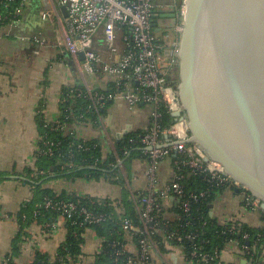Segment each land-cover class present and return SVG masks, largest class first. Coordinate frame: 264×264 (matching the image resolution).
I'll return each mask as SVG.
<instances>
[{
	"label": "built area",
	"instance_id": "built-area-1",
	"mask_svg": "<svg viewBox=\"0 0 264 264\" xmlns=\"http://www.w3.org/2000/svg\"><path fill=\"white\" fill-rule=\"evenodd\" d=\"M38 1L42 6L39 12L40 20L44 23L56 24L60 35V45L70 55L84 80L82 89H74L69 85L67 87L70 89L69 94L64 99V102L78 99L89 103L85 113L77 116L79 122L84 121L85 114L91 113L97 119L95 124L103 127L105 118L102 112L108 103L118 100H123L131 111L142 106L150 108L149 128L138 138L129 140L130 146L138 147L137 149L143 151L144 158L141 159L147 162L146 190L139 195L133 191L130 192L134 216L138 223L128 218L127 208L121 198L113 200L116 205V214L97 212L83 205L79 193L72 201L46 198L34 212V219L40 216L41 210L59 213L66 219L58 220L57 218L42 223L43 231L52 234L62 220L65 225L69 223L74 229L72 238L83 241L81 252L77 257L61 258L57 253L51 263L84 264L82 256L86 233L92 231L96 234L92 227L117 221L124 230L120 237L122 241L113 240V233L102 237L96 234L101 239V246L92 264H96L102 256H108L111 260L110 264H117L124 256H127L125 264H170L171 249L178 248L185 252V259L189 264H222L218 249L214 252H206L202 247V241H199V234L185 229L192 223L187 221L185 226L182 224L174 226L172 223L176 220L180 221L181 217L175 212L173 217L168 216L162 204L166 200L177 198L179 202L176 207L183 211L185 217L190 218L193 216V204L204 201L210 195L211 192L208 191L201 193L185 191V185L182 182L186 176L182 168H189L193 175L203 177L213 190L238 189L246 206L264 216L262 202L255 198L245 186L228 176L220 164L207 160V155L199 146L182 143L189 136L187 121L177 88L168 80L175 57L165 55L167 46L156 33L153 22L165 11L176 12L178 14L176 34L180 42L186 12L185 0H182L181 4L179 0ZM38 1L0 0V27L10 29L17 27L22 22L28 7ZM63 8L67 16L62 12ZM34 39L38 46L45 45L44 40ZM36 53L38 54L39 50ZM82 54L84 60L81 59ZM103 77L106 79V84L102 90L93 89L88 82L89 78L100 80ZM166 113L174 119L173 125L168 128L163 126ZM175 114L179 116L175 117ZM179 126H182V132L179 131ZM47 127L55 133L66 131L65 126L59 122H54ZM76 128L77 126L74 130ZM84 140L87 141L86 138ZM42 144L38 157H53L59 144L50 138L43 140ZM77 148L91 151L90 147L82 144ZM108 154L115 158V162L109 163V167L117 171L113 174L107 171L106 178L125 182L126 160L131 157V151L128 148L118 149L116 144L108 149L107 154L103 150L101 158L91 157V163L86 165L74 162L75 154L72 150L69 152L71 162L68 163L67 168L70 170L96 169L98 165L108 160ZM171 156L175 158V162L172 163V181L166 187L160 188V166ZM40 175L45 176L47 173L40 171ZM30 201L31 198L27 200V202ZM199 211L197 209V212ZM23 219L26 221L27 218L24 216ZM202 220L204 221L203 218ZM205 225L206 223L203 222V226ZM228 226H231L227 230L229 234H234L240 228L237 223ZM250 239L251 235L244 233L241 240H231L230 244L233 243L244 254H249L252 262H255L259 247L264 242H261L262 235H258L253 244ZM244 241L246 243H243ZM187 242L188 245H186ZM161 245H165L166 252L162 250ZM11 263L10 256L1 262V264Z\"/></svg>",
	"mask_w": 264,
	"mask_h": 264
},
{
	"label": "crops",
	"instance_id": "crops-1",
	"mask_svg": "<svg viewBox=\"0 0 264 264\" xmlns=\"http://www.w3.org/2000/svg\"><path fill=\"white\" fill-rule=\"evenodd\" d=\"M41 9L38 1L28 7L26 16L18 28L0 27V171L6 173V179L0 186L7 180L21 178L31 192V197L29 196L25 203L33 198L31 187L33 181L24 172L26 168L39 170L37 162L42 141V120L55 122L60 119L63 89L69 85L84 84L80 74L78 78L74 77L71 68V62L74 61L60 45L56 24L40 20ZM34 38L44 40L45 45L38 46ZM105 80V77L100 80L89 78L88 82L92 86L103 88ZM128 125L133 127L132 132L146 131L150 126V113L143 107L131 111L123 100H118L108 107L103 127L100 129L89 127L84 129L82 135L90 139H99L107 154L108 149L117 144V133ZM125 168L127 174L125 187L122 188L110 180H103L102 184L95 185L94 192L85 194L118 200L123 199L127 192L144 193L147 187L145 159L132 158L131 169H127V166ZM172 177L173 167L171 160L167 159L159 170L160 188L169 185ZM65 184L66 186H63ZM77 184L79 188L76 187ZM84 185L82 180L71 185V181L62 179L55 180L44 188L59 193L66 190L80 194L83 191L79 189L84 188ZM242 199L240 193H236L235 190L220 191L208 206L209 217L222 226L237 223L239 226H249L258 231L263 229V214L247 207ZM177 204L178 202L172 198L164 202L168 216H174L173 209ZM20 214H9L1 208L0 264L6 257L13 255L14 250L16 253L13 258L17 264L32 263L38 253L55 259L57 251L67 240L68 231L65 223L60 220L57 230L47 234L32 217L30 225L22 231L18 220ZM100 246L101 239L92 231H88L85 235L82 262L94 263ZM171 250L170 264H189L182 249ZM220 260L222 264H264V245L259 249L256 263L233 243L228 244L221 252Z\"/></svg>",
	"mask_w": 264,
	"mask_h": 264
},
{
	"label": "water",
	"instance_id": "water-1",
	"mask_svg": "<svg viewBox=\"0 0 264 264\" xmlns=\"http://www.w3.org/2000/svg\"><path fill=\"white\" fill-rule=\"evenodd\" d=\"M185 5L176 87L189 135L182 143L199 146L264 208V0ZM132 130L128 125L118 132L117 144ZM30 193L21 178L7 180L0 186V207L19 214Z\"/></svg>",
	"mask_w": 264,
	"mask_h": 264
},
{
	"label": "trees",
	"instance_id": "trees-1",
	"mask_svg": "<svg viewBox=\"0 0 264 264\" xmlns=\"http://www.w3.org/2000/svg\"><path fill=\"white\" fill-rule=\"evenodd\" d=\"M179 4L182 3V0L178 1ZM26 12V11H25ZM26 13L22 18H25ZM20 24L17 25L14 29L18 28ZM37 45V44H36ZM74 89H82V84H76L72 86ZM93 89L95 90H102L103 88L100 86H93ZM70 89L65 87L63 89V93L60 100V108H61V117L55 122H59L61 125L65 126L64 132L55 133L48 129L47 125H52L54 122H49L46 119L42 120L41 127H42V141L40 142V147H43V140H46L47 138H50L57 142L59 145L56 148L55 155L53 157L47 158V157H38V169L37 171L26 168L25 172L27 176L33 181L31 184L32 187V193L33 198L30 202H27L23 209L21 214L18 216V220L20 222L21 230L24 231L29 225L31 218L34 217V212L38 209V207L31 211L32 206L35 202V193L36 191L41 192L40 201L38 202V206L44 203V200L46 198H53L55 200H66V201H72L76 199L74 197L77 192H68L66 190H63L62 192H56L51 189H46L45 183L49 180H57L58 178L60 180H67L71 182H77L78 180L88 179V180H95L97 182L102 180H110L111 178H106L107 171L111 174L115 173L117 169L110 168L109 163L115 162V158L108 154V160L104 162L101 165H98L96 169H90V170H70L67 168L68 163L71 162V159L69 158V152L72 150L74 151L75 158L74 162L83 165V163L86 165L88 163H91L92 159L91 157L95 156L97 158H101L103 156V145L102 142L99 139L95 138H86L84 135H82L84 129H88L89 127H93L94 129H100L101 127L99 124H95V121L97 120L95 115L89 113L84 115V121L79 122V116L81 113H85L86 109L89 106V103L87 101L83 100H71L69 102H64L65 97L69 94ZM111 103H108L105 110L102 112V115H104V118L107 116V109L110 106ZM143 108H147L146 106H142ZM71 108V109H70ZM77 123H83L77 124ZM174 123V119L171 115L165 114L163 119V126L164 128L171 127ZM94 124V125H91ZM75 126H77L76 130H74ZM51 127V126H49ZM145 131H134L131 132L128 136L125 137L123 141L116 144L118 149L122 148H128L131 151V157L126 160V164L131 161L132 158H144L143 151L137 149L138 147L130 146L129 140L131 138H138L140 135L144 134ZM87 139L85 141L84 139ZM85 145L86 147H90L91 151H83L79 150L77 148L78 145ZM98 146L95 148V146ZM171 160V164L175 162V158L173 156L169 157ZM40 171H45L47 175L42 176L40 175ZM113 171V172H112ZM182 172L185 173V179L183 180V184L185 185V191L187 193L195 192V193H201L202 191H208L211 192L209 196L205 198L204 201L193 204L192 210H193V216L188 218L185 217L183 211L179 207H175L173 211L175 214L179 215L181 217V220L174 221L172 224L174 226H178L180 224L186 225L187 221H190L192 224L190 226H187L185 229L189 232H195L199 234V241H202V247L206 252H214L216 249H218L219 254L221 255V252L227 247L228 244H230L231 240H241L242 235L244 233H249L251 235V244L255 243V240L257 239L258 235H262V240L264 242V228L263 229H253L249 226H240L238 230L234 234H229L227 232L228 228L231 226H222L220 225L215 219H212L209 217L208 212V206L210 202H212L220 191L219 190H213L209 184L206 182V180L201 176H195L190 172L189 168H182ZM110 174V175H111ZM6 173L0 171V184L4 182L6 179ZM112 182H115L116 184H119L120 186L125 187V182L121 181H115L110 180ZM125 191V188L124 190ZM139 195V194H137ZM87 197V199H84ZM82 204L86 205L87 207L92 208L94 211L97 212H106L111 214L112 212H116L115 208V201L109 198H98V197H92V196H84L81 195ZM89 202V203H86ZM124 205L127 208V216L129 219H132L133 222L136 224L138 223L134 216V208L132 200H130V194L127 192L124 194L123 197ZM164 210H166L164 206V202H162ZM197 209L200 211L197 212ZM1 211V207H0ZM116 214V213H115ZM26 217V221L23 219V217ZM117 216L115 215V218ZM63 219L65 220V216L60 215L59 213H54L52 211L46 212L44 210H41V214L39 217H37L35 220L39 222L41 225L42 223L49 222L53 219ZM204 219V221L202 220ZM68 222V220H67ZM203 222L206 223L205 226H203ZM66 229L68 231L67 240L62 245V247L57 251L58 255L62 258L64 257H77L81 252V246L83 244V241H76L74 238H72L73 234V228L70 226L69 223L66 224ZM92 230L98 235V236H109L110 233H113L112 239H120L122 237L121 233L124 231L123 227L121 225H118L117 221L109 222L106 225L103 226H95L92 227ZM122 239V238H121ZM120 239V241H122ZM243 243H246L245 241ZM264 243H262L263 245ZM188 245V242L187 244ZM259 249L261 248V246ZM164 252H166L165 245L160 246ZM16 249V248H15ZM190 251V250H189ZM15 250L12 257V263L11 264H17L13 257H15ZM249 255V254H247ZM250 259L251 256L249 255ZM257 258V257H256ZM35 260L30 264H52L51 260L48 255L38 253L35 258ZM127 256H124L120 259V261L117 264H125L126 263ZM220 260V258H219ZM111 260L108 256H102L99 261L96 262V264H110ZM254 263V262H253ZM256 263V260H255ZM60 264V263H56Z\"/></svg>",
	"mask_w": 264,
	"mask_h": 264
},
{
	"label": "flooded vegetation",
	"instance_id": "flooded-vegetation-1",
	"mask_svg": "<svg viewBox=\"0 0 264 264\" xmlns=\"http://www.w3.org/2000/svg\"><path fill=\"white\" fill-rule=\"evenodd\" d=\"M166 14H175V19H163L162 16ZM178 22V14L173 10H168L159 15L157 19L154 20L153 26L156 25L155 28L156 33L162 39L164 44L167 46L165 55L166 56H174L175 60L171 65L170 75L168 76V80L170 83L174 84L176 87L179 84V61H178V48L179 41L177 39L176 34V25ZM169 54V55H168Z\"/></svg>",
	"mask_w": 264,
	"mask_h": 264
},
{
	"label": "rangeland",
	"instance_id": "rangeland-1",
	"mask_svg": "<svg viewBox=\"0 0 264 264\" xmlns=\"http://www.w3.org/2000/svg\"><path fill=\"white\" fill-rule=\"evenodd\" d=\"M58 36L60 37V35H59V33H58ZM71 68H72V71H73V73H74V77L75 78H78L79 77V72H78V70H77V68H76V66H75V64L74 63H72L71 62ZM148 111H149V113H150V108L149 107H147L146 108ZM127 169H131L130 167H131V161H129L128 163H127ZM57 180H60L59 178L57 179ZM55 180H49V181H47L46 183H45V185L46 186H49V184L50 183H53ZM83 181V184H85L84 185V188H80L79 189V191L81 190V191H83V193H80L81 195H84V196H86V194H85V192H94L95 190H96V187H95V185L96 184H99V183H101L102 184V182H104L103 180L102 181H99V182H97V181H95V180H88V179H83L82 180ZM57 184L58 183H60V182H56ZM80 183H82V182H80ZM69 185V184H68ZM71 185H75V183L74 182H71ZM63 186H66V184L65 185H63ZM76 187L77 188H79L78 187V184L76 185ZM40 197H41V192L40 191H36V193H35V202H34V205L32 206V209H31V211L34 209H36L37 207H38V202L40 201ZM64 223V222H63Z\"/></svg>",
	"mask_w": 264,
	"mask_h": 264
},
{
	"label": "bare ground",
	"instance_id": "bare-ground-1",
	"mask_svg": "<svg viewBox=\"0 0 264 264\" xmlns=\"http://www.w3.org/2000/svg\"><path fill=\"white\" fill-rule=\"evenodd\" d=\"M178 129H179L180 132H182V130H181L182 129V126H179Z\"/></svg>",
	"mask_w": 264,
	"mask_h": 264
}]
</instances>
